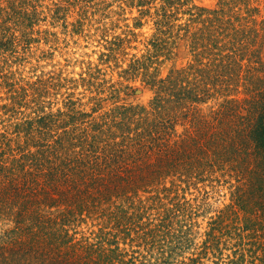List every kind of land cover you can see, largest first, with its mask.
<instances>
[{"label": "trees", "instance_id": "16d2710c", "mask_svg": "<svg viewBox=\"0 0 264 264\" xmlns=\"http://www.w3.org/2000/svg\"><path fill=\"white\" fill-rule=\"evenodd\" d=\"M160 1L149 50L123 70L147 102H121L137 87L114 83L91 89L89 108L72 93L53 109L46 87L32 112L27 93L2 106L0 216L13 225L0 264H264V0ZM180 47L187 62L161 75ZM212 175L235 179L231 202L202 254L178 260L203 204L160 192ZM86 217L100 222L78 236Z\"/></svg>", "mask_w": 264, "mask_h": 264}, {"label": "rangeland", "instance_id": "374dc122", "mask_svg": "<svg viewBox=\"0 0 264 264\" xmlns=\"http://www.w3.org/2000/svg\"><path fill=\"white\" fill-rule=\"evenodd\" d=\"M20 1L0 0L1 118L10 113H3L5 108L2 106L6 103L11 106V96L17 94H28L24 101H33L27 103L30 107L23 106L21 109L26 113L32 112L40 98L36 89L43 87L47 88V93L41 98L53 109L63 106L72 93L73 98L87 102L86 108H89V97L95 92L90 90L114 83L121 87L126 84L137 87L134 91H121V102L148 101L152 91L143 87L140 77L134 81L123 70L133 58L149 50L150 39L156 31L160 0L144 5H137L136 0H23L19 10ZM192 2L212 7L217 0ZM260 7L263 9L262 2ZM262 14L264 16L263 10ZM177 50L176 55L161 63V75L171 67L187 62L189 56L184 48ZM103 95L106 96L107 92ZM110 103L111 100L107 102ZM191 181L176 180L177 185L173 187L176 191L170 192L167 197H164L166 192H160L163 201L168 202L169 197L178 193L190 201L203 204L196 217L195 243L178 255V260L202 254L201 243L211 216L221 213L231 202L233 184L236 183L228 175L218 178L212 175L205 180L194 178ZM242 214L240 210L239 215ZM80 222L78 236L90 235L100 221L95 217H86ZM12 225L10 218L0 216V232ZM227 252L230 250H225ZM213 258L208 250L202 260L206 263Z\"/></svg>", "mask_w": 264, "mask_h": 264}]
</instances>
